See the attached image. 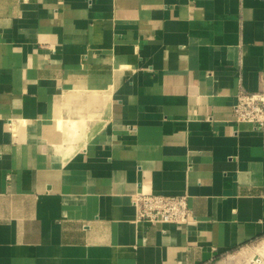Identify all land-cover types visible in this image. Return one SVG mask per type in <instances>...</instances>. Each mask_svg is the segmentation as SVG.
<instances>
[{
	"label": "crops",
	"instance_id": "crops-1",
	"mask_svg": "<svg viewBox=\"0 0 264 264\" xmlns=\"http://www.w3.org/2000/svg\"><path fill=\"white\" fill-rule=\"evenodd\" d=\"M264 0H0V264H264ZM139 192L193 218H137Z\"/></svg>",
	"mask_w": 264,
	"mask_h": 264
},
{
	"label": "built area",
	"instance_id": "built-area-1",
	"mask_svg": "<svg viewBox=\"0 0 264 264\" xmlns=\"http://www.w3.org/2000/svg\"><path fill=\"white\" fill-rule=\"evenodd\" d=\"M235 119L264 128V91L241 89L233 105ZM137 218L152 223H184L193 218L188 194L139 192L133 197ZM260 264V258H256Z\"/></svg>",
	"mask_w": 264,
	"mask_h": 264
}]
</instances>
